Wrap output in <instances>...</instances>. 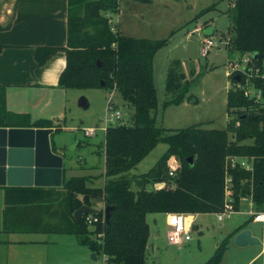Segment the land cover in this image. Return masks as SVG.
<instances>
[{
	"label": "trees",
	"instance_id": "obj_1",
	"mask_svg": "<svg viewBox=\"0 0 264 264\" xmlns=\"http://www.w3.org/2000/svg\"><path fill=\"white\" fill-rule=\"evenodd\" d=\"M120 1L70 0L73 6L83 5V14L69 17V40L63 47L67 63L60 74L59 85L65 88H117L135 107V118L130 124L119 121L106 128L104 174L107 179L103 186L88 184L90 176L85 174L65 177L64 167V180L59 188L65 189L63 216L71 225L62 229L77 234L81 243L98 253L103 252L113 263L146 264L150 237L147 214L222 211L227 199L228 176L231 177L229 195L234 210L239 208L242 197L250 196L255 206L264 211V0H233L229 8L232 34L228 48L249 52L252 56L258 54V57H252L250 79L257 91H261L260 98L245 93V88L239 84L245 85L247 72L235 70L229 74L235 85L227 93V111L230 117L235 113L237 118H231L223 128L194 124L177 129L164 127L157 121L159 99L154 57L169 38L138 37L115 29L102 10L118 11ZM2 47L0 44V50ZM58 49V46H38L37 64H43ZM237 74H240L239 80ZM167 89L172 95L164 101L165 105L179 103L188 90L175 64L168 70ZM14 115L6 108L5 91L0 88V126L25 124L19 123L23 120L18 121ZM34 125L53 126L52 120L44 118ZM56 131L52 134L54 151L58 149ZM248 138L253 139L252 142L246 141ZM160 142L168 143V148L148 171L132 177L122 175ZM190 155H193L192 162L188 159ZM173 156L178 158L179 164L176 174L170 175L169 160ZM245 156L252 158V168L239 161L232 165L231 157ZM156 183L164 185L149 187ZM0 187L5 188L6 210L23 200L30 191L57 188ZM92 197L102 198L105 206L115 205L109 222L102 208L93 213L85 212L80 219L75 217V210L83 204L91 205ZM89 214L98 217L93 226L86 221ZM253 216L218 243L215 253L205 264H218L228 240L247 227ZM94 234L98 238H93Z\"/></svg>",
	"mask_w": 264,
	"mask_h": 264
},
{
	"label": "rangeland",
	"instance_id": "obj_2",
	"mask_svg": "<svg viewBox=\"0 0 264 264\" xmlns=\"http://www.w3.org/2000/svg\"><path fill=\"white\" fill-rule=\"evenodd\" d=\"M232 2L233 0H121L118 11L102 10V13L110 18L115 29L118 28L121 33L155 39L169 38L168 43L162 46L154 57V79L159 99L157 121L160 125L171 129L194 124L223 128L231 118H237L235 113L230 117L227 111V93L229 88L235 85L229 77V70H232L230 63L237 65L239 68L237 69L241 70L247 65V58L252 54L228 48V40L232 34L229 15ZM76 6L79 9L83 7L82 4ZM209 24L215 29L210 35L217 38L219 43L214 45L208 54H204L202 51L204 28ZM172 64L177 66L182 80L188 85V90L179 103L165 105L164 101L172 95L167 89L168 70ZM252 73H247L245 81V87L252 91L251 96L257 91L250 79ZM75 92L79 93L80 97H86L91 103L86 108L76 106L72 112H68L67 126L77 128L70 126L64 128L63 122L52 120L53 126L57 129L56 145L66 158L65 177L85 174L90 176L88 184L104 185L102 172H105L106 129L103 127L119 121L132 123L131 117L135 107L114 87H83L75 89ZM112 93L117 108L122 112V118L107 120L106 105ZM95 123L99 124L97 134L85 135L82 127ZM252 140L248 138L246 141ZM165 147L166 143L160 142L151 152L150 159L157 157L159 159L166 151ZM239 159L252 164V158L245 156ZM145 162L147 164L148 161ZM144 167L143 162L124 171L122 175L132 177L141 173ZM170 185L174 186L173 183ZM55 187L57 188L28 192L23 200L16 203H19V206L14 204L9 211L13 209L15 213L16 210H21L20 207H25V212L34 211L38 214L39 218L33 219L39 220L44 214L46 222L65 223L63 216L65 189ZM133 187L137 186L133 184ZM149 187H158V184H150ZM2 193L3 189L0 187V216L4 203ZM90 200L91 206L105 209L102 198L92 197ZM257 211L262 210L255 204L251 208L249 202L245 201L239 210L225 212L222 219L218 218V212H202L195 218V224H198L199 228H192L191 238L183 242L169 239L172 228L167 222L165 212L148 213L147 220L153 229L148 242L146 264H205L215 253L218 243ZM248 227L263 243L239 245L234 242V233L228 240L218 264H264V221L249 222ZM92 237L98 238V235L94 234ZM95 264L111 263L106 262L101 254Z\"/></svg>",
	"mask_w": 264,
	"mask_h": 264
},
{
	"label": "crops",
	"instance_id": "obj_3",
	"mask_svg": "<svg viewBox=\"0 0 264 264\" xmlns=\"http://www.w3.org/2000/svg\"><path fill=\"white\" fill-rule=\"evenodd\" d=\"M82 14L83 7L79 9L73 6L70 0H0V44L3 46L0 50V88L5 91L8 111L15 114L18 121L23 120L19 123H25L7 126L38 127L34 125L35 122L44 118L63 122L64 128H77L67 126L66 121L68 112H72L73 107H82L78 103L80 94L75 92L77 88L61 87L58 82L67 63V53L63 47L67 46L69 40V17ZM38 46H58L59 49L43 64L38 65L35 55ZM88 102L90 106L91 103ZM76 116L80 117L81 114ZM95 125L99 126L98 123ZM95 125H84L82 129ZM107 126L103 128L106 129ZM167 148L168 143L165 149ZM154 149L155 147L137 164L144 162L142 172L148 171L158 160V157L150 159ZM57 152H61V149L58 148ZM145 161H148L147 164ZM65 163L66 158L64 167ZM102 177L105 184V174ZM157 184L158 187L164 185ZM1 188L4 203L0 216V264H95L101 254L106 262L117 264L107 259L103 252H96V259L92 258L90 254L93 249L81 243L77 234L62 229L71 225L67 220L60 224L49 223L44 214L37 220L38 214L34 211L25 212V207H20L21 210H16L15 213L13 209L6 210L5 188ZM245 201L253 207L252 198L245 196L241 198L237 210ZM165 213L168 215V212ZM188 215L195 222L200 213ZM34 217L37 219H33ZM250 222L262 221L251 219ZM149 225L151 237L153 227L150 223Z\"/></svg>",
	"mask_w": 264,
	"mask_h": 264
},
{
	"label": "water",
	"instance_id": "obj_4",
	"mask_svg": "<svg viewBox=\"0 0 264 264\" xmlns=\"http://www.w3.org/2000/svg\"><path fill=\"white\" fill-rule=\"evenodd\" d=\"M205 33L212 34L213 26L204 29ZM253 58L258 57L255 53ZM99 65L101 62L98 63ZM244 70L251 73L249 62ZM185 76L184 73H182ZM240 79V74L236 75ZM78 103L88 107V99L81 96ZM134 115L132 120H134ZM52 126H0V185H26V186H61L64 180L65 156L54 151L52 143ZM188 159L192 162L193 155ZM113 204L105 206V218L109 222ZM97 208L83 204L74 212L80 219L85 212H96ZM197 228L198 226H194ZM234 242L239 245L262 244L261 238L253 234L250 227H244L233 236ZM96 259V251L91 253Z\"/></svg>",
	"mask_w": 264,
	"mask_h": 264
},
{
	"label": "built area",
	"instance_id": "obj_5",
	"mask_svg": "<svg viewBox=\"0 0 264 264\" xmlns=\"http://www.w3.org/2000/svg\"><path fill=\"white\" fill-rule=\"evenodd\" d=\"M219 43L218 39L215 38L213 35L210 34H206L203 38V46H202V51L204 54H208L210 49L214 46L217 45ZM253 58L252 55L247 58V64L249 62H252ZM231 67L232 70H229V74L232 73L233 71H235L238 66L234 65L232 63ZM252 64V63H251ZM262 67H263V72H264V59L262 62ZM239 69V68H238ZM237 69V70H238ZM241 70H244V68H241ZM260 70V67H257V71ZM239 86H242L245 88V93L246 94H250L252 93L251 90H248L245 85L239 84ZM114 94H110L108 101H107V105H106V110H107V120H114V119H120L122 118V112L119 108H117L116 103L114 102ZM253 96H256L257 98H260L261 96V91L258 90L254 93ZM99 129L98 125L95 126H88L85 127L84 133L87 136H94L97 134ZM104 129V128H103ZM178 158H176L175 156L171 157L169 160V174L170 175H175L176 174V169L177 166L179 164V160H177ZM240 162L242 165H245L247 168H252V164H248L246 161L240 160L239 157H231V162L232 165H234L236 162ZM230 180L231 177H227L226 179V192H227V199L225 201V206L224 209L222 211L218 212V218L222 219L224 217V213L225 212H229L234 210V206L232 203V199L229 195L230 193ZM188 213L184 212V211H171L168 212L167 218H168V224L171 226L172 230L170 231L169 234V239L171 241H185V240H189L191 238V229L194 228L195 226V222L193 220L189 221L187 220L188 217ZM98 217L97 216H92L91 214L86 216V221H88L89 223H93L95 220H97ZM254 220H258V221H264V211H257L254 213L253 216Z\"/></svg>",
	"mask_w": 264,
	"mask_h": 264
},
{
	"label": "bare ground",
	"instance_id": "obj_6",
	"mask_svg": "<svg viewBox=\"0 0 264 264\" xmlns=\"http://www.w3.org/2000/svg\"><path fill=\"white\" fill-rule=\"evenodd\" d=\"M187 220H188V222L191 221V219L189 217L187 218Z\"/></svg>",
	"mask_w": 264,
	"mask_h": 264
}]
</instances>
